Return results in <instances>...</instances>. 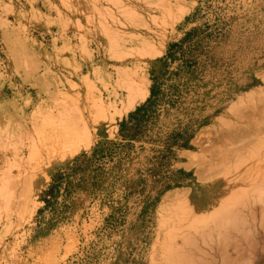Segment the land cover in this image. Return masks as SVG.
I'll list each match as a JSON object with an SVG mask.
<instances>
[{"label":"rangeland","instance_id":"1","mask_svg":"<svg viewBox=\"0 0 264 264\" xmlns=\"http://www.w3.org/2000/svg\"><path fill=\"white\" fill-rule=\"evenodd\" d=\"M177 164L264 201V0H0V264H139Z\"/></svg>","mask_w":264,"mask_h":264},{"label":"crops","instance_id":"2","mask_svg":"<svg viewBox=\"0 0 264 264\" xmlns=\"http://www.w3.org/2000/svg\"><path fill=\"white\" fill-rule=\"evenodd\" d=\"M178 165L171 169L179 176L157 186L159 199L109 219L122 221L126 241H139V264H264V201L230 199L218 180Z\"/></svg>","mask_w":264,"mask_h":264},{"label":"bare ground","instance_id":"3","mask_svg":"<svg viewBox=\"0 0 264 264\" xmlns=\"http://www.w3.org/2000/svg\"><path fill=\"white\" fill-rule=\"evenodd\" d=\"M146 100V99H145Z\"/></svg>","mask_w":264,"mask_h":264}]
</instances>
